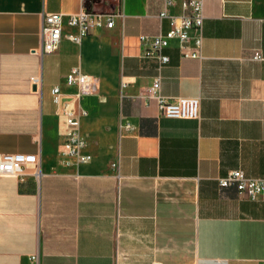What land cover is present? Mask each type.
I'll list each match as a JSON object with an SVG mask.
<instances>
[{"label":"crops","instance_id":"crops-1","mask_svg":"<svg viewBox=\"0 0 264 264\" xmlns=\"http://www.w3.org/2000/svg\"><path fill=\"white\" fill-rule=\"evenodd\" d=\"M161 6L0 0V154L39 158L0 176V264H264V193L249 200L218 185L234 170L264 178V0H204L202 58H183L176 40L163 50L161 93L199 99V120L164 118L145 98L157 71L140 37L168 31ZM84 8L114 14V27L76 45L67 19ZM51 13L63 37L39 56ZM170 13H182L180 0ZM74 68L95 79L77 108L92 156L82 165L59 155Z\"/></svg>","mask_w":264,"mask_h":264},{"label":"built area","instance_id":"built-area-1","mask_svg":"<svg viewBox=\"0 0 264 264\" xmlns=\"http://www.w3.org/2000/svg\"><path fill=\"white\" fill-rule=\"evenodd\" d=\"M162 6L157 14L159 21L166 20L169 29L166 33L156 36H141L140 42L146 46L145 56L156 63L157 75L152 84L146 89V100L156 102L160 116L168 119L199 120V99H170L161 93V72L169 62L168 56L163 50L169 46L172 40L178 42L181 55L186 59H201L200 54L203 35L204 0H180L182 13L174 15L170 9L175 6L177 0H161ZM114 14L90 11L82 9L78 14L67 19V25L76 30L75 33L65 35L66 39L76 45L81 44L83 38L88 36L95 28L112 29L114 27ZM63 37V16L60 13L45 14L42 19L40 30V47L34 52L39 56L55 52ZM193 46L192 51H187ZM252 59H262L260 53L256 52ZM31 83L37 85L40 80L37 77L30 79ZM65 81L68 86L75 88L72 100L64 106L65 129L63 142L59 155L67 165H82L91 161L92 156L85 152L86 140L79 131V116L86 112L81 108L79 102L83 96L90 95L95 90V79L83 74L78 68L71 70L66 75ZM125 86V85H124ZM53 102L59 103L60 91L57 87L51 90ZM127 124L123 127L128 130ZM39 165V158L31 154H0V176H20L26 166ZM221 189L233 188L238 195H243L249 200H255L264 193V178H248L241 170L229 172L225 177L218 180ZM32 264H40L39 256L30 257Z\"/></svg>","mask_w":264,"mask_h":264}]
</instances>
